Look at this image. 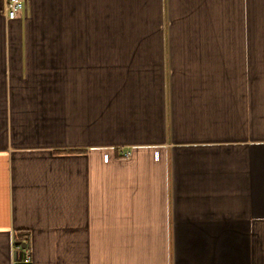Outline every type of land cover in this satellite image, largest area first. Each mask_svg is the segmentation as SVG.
Wrapping results in <instances>:
<instances>
[{
	"label": "crops",
	"instance_id": "1",
	"mask_svg": "<svg viewBox=\"0 0 264 264\" xmlns=\"http://www.w3.org/2000/svg\"><path fill=\"white\" fill-rule=\"evenodd\" d=\"M6 2L0 264H264V0Z\"/></svg>",
	"mask_w": 264,
	"mask_h": 264
},
{
	"label": "built area",
	"instance_id": "2",
	"mask_svg": "<svg viewBox=\"0 0 264 264\" xmlns=\"http://www.w3.org/2000/svg\"><path fill=\"white\" fill-rule=\"evenodd\" d=\"M23 7H24V0H7V2L5 4V8H4L6 18L8 20L15 19L18 16V14L21 12ZM129 156H130V153H128V152L123 153V157L128 158ZM107 159H108L107 155H104L103 160L107 161ZM17 250L22 251V255H23L22 261L24 263H29L31 257H30V252H29V249H28L26 243H24V245L20 244L17 247Z\"/></svg>",
	"mask_w": 264,
	"mask_h": 264
},
{
	"label": "trees",
	"instance_id": "3",
	"mask_svg": "<svg viewBox=\"0 0 264 264\" xmlns=\"http://www.w3.org/2000/svg\"><path fill=\"white\" fill-rule=\"evenodd\" d=\"M22 237V235H15V239H20Z\"/></svg>",
	"mask_w": 264,
	"mask_h": 264
},
{
	"label": "rangeland",
	"instance_id": "4",
	"mask_svg": "<svg viewBox=\"0 0 264 264\" xmlns=\"http://www.w3.org/2000/svg\"><path fill=\"white\" fill-rule=\"evenodd\" d=\"M23 8H25V2H24V7Z\"/></svg>",
	"mask_w": 264,
	"mask_h": 264
}]
</instances>
